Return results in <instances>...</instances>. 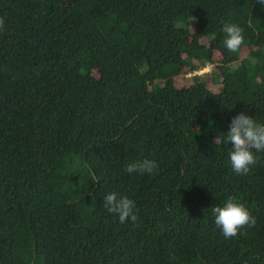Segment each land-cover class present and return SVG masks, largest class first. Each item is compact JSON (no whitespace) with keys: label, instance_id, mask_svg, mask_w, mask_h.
I'll list each match as a JSON object with an SVG mask.
<instances>
[{"label":"trees","instance_id":"1","mask_svg":"<svg viewBox=\"0 0 264 264\" xmlns=\"http://www.w3.org/2000/svg\"><path fill=\"white\" fill-rule=\"evenodd\" d=\"M0 18V264H264V152L236 174L226 141L240 112L264 124L257 0H0ZM229 196L256 225L225 239Z\"/></svg>","mask_w":264,"mask_h":264},{"label":"clouds","instance_id":"2","mask_svg":"<svg viewBox=\"0 0 264 264\" xmlns=\"http://www.w3.org/2000/svg\"><path fill=\"white\" fill-rule=\"evenodd\" d=\"M257 3L264 7V0H257ZM3 24V18H0V28ZM223 32L226 34L224 47L229 52H237L244 43L242 29L235 24H225ZM226 141L231 144L228 158L233 172L247 174L250 166L258 162L253 150L264 152V124L257 123L252 116L240 112L232 117L228 125ZM217 142L223 141L216 138L215 143ZM156 169L155 161L144 158L128 163L124 170L129 174H152ZM103 206L107 212L116 214L121 224L129 220L135 223L138 219L135 201L115 191L103 197ZM211 211L214 214V223L221 229L225 239L236 237L241 229L256 225V217L233 196L227 197L223 206H213Z\"/></svg>","mask_w":264,"mask_h":264},{"label":"rangeland","instance_id":"3","mask_svg":"<svg viewBox=\"0 0 264 264\" xmlns=\"http://www.w3.org/2000/svg\"><path fill=\"white\" fill-rule=\"evenodd\" d=\"M210 66H207V67H204L202 70H199V71H191V72H188L187 74H185V76L181 75V74H178L176 75V78H175V82L180 85V84H185L189 81L192 80V74L194 73H200V72H206L207 70H209ZM207 79H211L210 75L207 76Z\"/></svg>","mask_w":264,"mask_h":264}]
</instances>
